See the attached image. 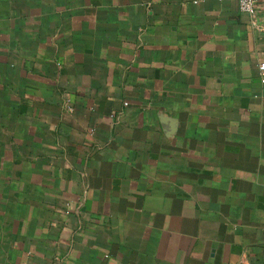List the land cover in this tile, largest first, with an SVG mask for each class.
Instances as JSON below:
<instances>
[{
    "label": "crops",
    "instance_id": "crops-1",
    "mask_svg": "<svg viewBox=\"0 0 264 264\" xmlns=\"http://www.w3.org/2000/svg\"><path fill=\"white\" fill-rule=\"evenodd\" d=\"M0 0V264H264V0Z\"/></svg>",
    "mask_w": 264,
    "mask_h": 264
},
{
    "label": "built area",
    "instance_id": "built-area-1",
    "mask_svg": "<svg viewBox=\"0 0 264 264\" xmlns=\"http://www.w3.org/2000/svg\"><path fill=\"white\" fill-rule=\"evenodd\" d=\"M240 12L247 16L252 24L256 23L259 13L258 0H237ZM261 75L264 77V64L260 65ZM246 264V263H241Z\"/></svg>",
    "mask_w": 264,
    "mask_h": 264
}]
</instances>
